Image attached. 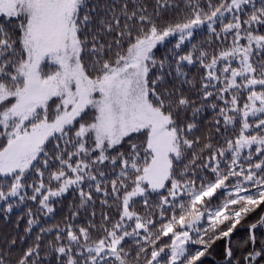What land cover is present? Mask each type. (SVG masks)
Segmentation results:
<instances>
[{"label": "snow or ice", "instance_id": "6c2138e0", "mask_svg": "<svg viewBox=\"0 0 264 264\" xmlns=\"http://www.w3.org/2000/svg\"><path fill=\"white\" fill-rule=\"evenodd\" d=\"M28 201L0 264H264V0H0V215Z\"/></svg>", "mask_w": 264, "mask_h": 264}, {"label": "trees", "instance_id": "16d2710c", "mask_svg": "<svg viewBox=\"0 0 264 264\" xmlns=\"http://www.w3.org/2000/svg\"><path fill=\"white\" fill-rule=\"evenodd\" d=\"M195 70H193V73ZM72 197L71 195L65 197L62 202L58 203L56 206V211L54 215L50 218H45L43 221L47 225H51L53 223H58L63 220V218L67 215L68 213V205L71 202ZM28 208H36V205L31 202H25V204L20 205L19 207H16L13 209V211L7 216L0 215V246L3 245L4 240L6 239H11L16 236H22L24 235V229L27 226V209ZM23 217V218H21ZM256 217H253L249 222H254ZM19 225V227H17ZM241 226H238V228ZM38 231V229H36ZM261 231H264L262 229L257 230V236H260ZM35 235V231L33 232V236ZM247 237V232L245 229H240L238 230L232 237V242L233 244L242 242L243 238ZM31 239H29L28 243H31ZM226 241H218L217 244L215 245V251L213 253L214 259H215V264H220L217 263V260H223V255H222V250L223 247L225 246ZM25 247L27 245H24ZM17 254L19 252V247L16 250ZM205 264H212L211 260H206Z\"/></svg>", "mask_w": 264, "mask_h": 264}, {"label": "rangeland", "instance_id": "374dc122", "mask_svg": "<svg viewBox=\"0 0 264 264\" xmlns=\"http://www.w3.org/2000/svg\"><path fill=\"white\" fill-rule=\"evenodd\" d=\"M49 67L47 66V62H46V66H45V71H48Z\"/></svg>", "mask_w": 264, "mask_h": 264}, {"label": "bare ground", "instance_id": "6f19581e", "mask_svg": "<svg viewBox=\"0 0 264 264\" xmlns=\"http://www.w3.org/2000/svg\"><path fill=\"white\" fill-rule=\"evenodd\" d=\"M240 229H245V227H239L238 230H240ZM238 230H237V231H238ZM237 231H236V232H237ZM236 232H235V233H236ZM235 233H234V234H235ZM257 235H258V234H257Z\"/></svg>", "mask_w": 264, "mask_h": 264}, {"label": "water", "instance_id": "95a60500", "mask_svg": "<svg viewBox=\"0 0 264 264\" xmlns=\"http://www.w3.org/2000/svg\"><path fill=\"white\" fill-rule=\"evenodd\" d=\"M218 263H220V264H223V260H220V261H217Z\"/></svg>", "mask_w": 264, "mask_h": 264}]
</instances>
